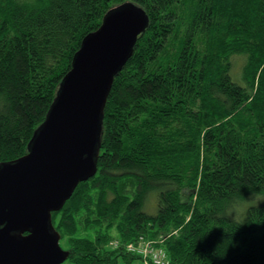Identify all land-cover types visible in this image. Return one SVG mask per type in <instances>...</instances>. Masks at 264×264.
<instances>
[{
	"label": "trees",
	"instance_id": "16d2710c",
	"mask_svg": "<svg viewBox=\"0 0 264 264\" xmlns=\"http://www.w3.org/2000/svg\"><path fill=\"white\" fill-rule=\"evenodd\" d=\"M127 3L149 25L115 76L98 173L52 214L67 262L264 264V201L246 207L264 196V0H0V165Z\"/></svg>",
	"mask_w": 264,
	"mask_h": 264
},
{
	"label": "water",
	"instance_id": "95a60500",
	"mask_svg": "<svg viewBox=\"0 0 264 264\" xmlns=\"http://www.w3.org/2000/svg\"><path fill=\"white\" fill-rule=\"evenodd\" d=\"M149 25L133 3L111 10L88 35L28 153L0 165V264H64L52 214L98 173L104 109L115 76Z\"/></svg>",
	"mask_w": 264,
	"mask_h": 264
},
{
	"label": "rangeland",
	"instance_id": "374dc122",
	"mask_svg": "<svg viewBox=\"0 0 264 264\" xmlns=\"http://www.w3.org/2000/svg\"><path fill=\"white\" fill-rule=\"evenodd\" d=\"M264 201V196L263 195H255L253 197H251V199H249L247 201V206L249 207L250 205H254V204H259L261 202ZM64 264H72L71 262H65ZM134 264H143L141 261H135Z\"/></svg>",
	"mask_w": 264,
	"mask_h": 264
},
{
	"label": "built area",
	"instance_id": "2783aa9c",
	"mask_svg": "<svg viewBox=\"0 0 264 264\" xmlns=\"http://www.w3.org/2000/svg\"><path fill=\"white\" fill-rule=\"evenodd\" d=\"M139 250H140L141 253H144V251H146V249H144V246H142Z\"/></svg>",
	"mask_w": 264,
	"mask_h": 264
}]
</instances>
